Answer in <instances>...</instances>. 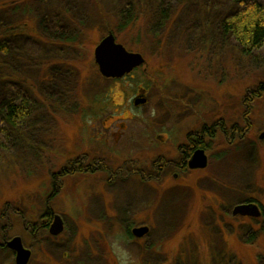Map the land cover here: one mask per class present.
<instances>
[{"label": "rangeland", "instance_id": "374dc122", "mask_svg": "<svg viewBox=\"0 0 264 264\" xmlns=\"http://www.w3.org/2000/svg\"><path fill=\"white\" fill-rule=\"evenodd\" d=\"M14 1L0 27L30 21L35 31L0 53V264H15L6 247L15 237L32 251L29 264H113L107 240L118 229L139 264H264V218L233 215L250 200L264 214V94L253 95L264 46L248 55L225 34L237 6ZM110 34L144 58L118 80L94 59ZM140 88L149 103L137 106ZM18 98L31 115L12 127L2 104ZM245 113V136L226 137L223 127L245 129ZM203 125L216 132L204 137L209 165L190 170L188 135ZM55 216L59 236L49 233ZM140 227L149 232L138 239Z\"/></svg>", "mask_w": 264, "mask_h": 264}, {"label": "trees", "instance_id": "16d2710c", "mask_svg": "<svg viewBox=\"0 0 264 264\" xmlns=\"http://www.w3.org/2000/svg\"><path fill=\"white\" fill-rule=\"evenodd\" d=\"M237 6L235 13L226 19L223 23L225 34L231 35L239 46L244 50L245 54H251L254 51L264 46V1L261 0H229ZM160 4V0H157ZM16 1L0 0V11L8 8H17ZM23 29H22V28ZM21 27H11L3 29L0 27V53L9 52L10 44H22L24 40L30 38V31H35V27L30 21H26ZM22 29L20 31H17ZM25 29V30H24ZM17 31V32H15ZM25 31V32H24ZM29 33V34H28ZM32 33V32H31ZM25 43V42H24ZM264 94V83L260 84L257 90L253 91V95L261 98ZM253 98H245L244 104L247 107L251 106ZM31 103L24 98L16 100L6 99L2 104L4 109V120L12 127L18 126L31 115ZM245 129H240L238 125L234 127V133L241 137L245 136V132L251 128L250 118L248 113L244 115ZM224 135L228 137L227 129L222 128ZM231 138V137H230ZM194 148L189 152H195L196 149L205 147V143L201 138H198L194 144ZM189 154V153H187ZM90 169V168H88ZM87 169V170H88ZM71 171L66 172L70 174ZM72 173V172H71ZM247 201L246 203H252ZM50 218V213L47 215ZM264 218V215H263ZM51 219V218H50ZM48 225H45L47 227ZM36 231V229H35ZM4 247V246H3Z\"/></svg>", "mask_w": 264, "mask_h": 264}, {"label": "water", "instance_id": "95a60500", "mask_svg": "<svg viewBox=\"0 0 264 264\" xmlns=\"http://www.w3.org/2000/svg\"><path fill=\"white\" fill-rule=\"evenodd\" d=\"M94 59L98 65L99 71L105 78L121 79L130 74L134 69L144 64V58L140 54L129 53L121 44H117L114 35L105 37L95 49ZM145 100L136 102L139 106L144 104ZM260 139H264V132ZM209 165L208 156L203 149L196 150L188 162L190 170H203ZM234 216L260 218L262 211L256 204L238 205L233 210ZM64 231V221L60 216L53 218L49 228L52 236H59ZM149 232L148 227L135 228L132 235L138 239L143 238ZM6 247L14 252L15 264H29L32 259V251L25 248L20 237H15L7 242Z\"/></svg>", "mask_w": 264, "mask_h": 264}, {"label": "clouds", "instance_id": "9594fccd", "mask_svg": "<svg viewBox=\"0 0 264 264\" xmlns=\"http://www.w3.org/2000/svg\"><path fill=\"white\" fill-rule=\"evenodd\" d=\"M107 247L113 264H139L138 257L128 247V238L122 229L108 237Z\"/></svg>", "mask_w": 264, "mask_h": 264}, {"label": "flooded vegetation", "instance_id": "af4514ba", "mask_svg": "<svg viewBox=\"0 0 264 264\" xmlns=\"http://www.w3.org/2000/svg\"><path fill=\"white\" fill-rule=\"evenodd\" d=\"M108 79V78H107ZM111 79V78H110ZM125 79V78H124ZM112 80V79H111ZM114 80V79H113ZM118 80V79H117ZM140 92H139V94H137L136 96H135V98H134V102H133V104L134 105H136V102L137 101H140V100H145V103H144V105L145 104H148L149 103V99H148V93L145 91V90H143L142 88H140ZM215 124H217V126L219 125L218 124V122L217 123H215ZM123 127V126H122ZM234 127H235V125H233L231 128H230V131L228 130V128H227V133H228V137H232L233 135H234ZM150 129H151V132H150V134H152V136L154 135V137H155V139L156 138H158V139H163V136H161V135H159V134H156L155 135V128L153 127V126H150L149 127ZM222 128V127H221ZM122 130H124V129H122ZM229 134H230V136H229ZM200 136V137H199ZM209 137V138H215V136H216V132L213 130V128L212 127H208L207 125H203V128H201V130H200V133H190L189 135H188V141H189V143H190V148H189V150H191V149H193L195 146H194V144H195V142H196V140H198V138H201L203 141L205 140L204 139V137ZM150 137H151V135H150ZM153 137V138H154ZM166 141V140H165ZM207 146H205L204 148H202L203 150H205V149H207L206 148ZM201 147H199L198 149H200ZM198 149H196V150H198ZM189 152V151H188ZM206 152V151H205ZM183 164H184V162H183ZM181 167V166H180ZM187 167H188V164H187ZM207 169V168H206ZM264 215V214H263ZM263 217V216H262Z\"/></svg>", "mask_w": 264, "mask_h": 264}]
</instances>
